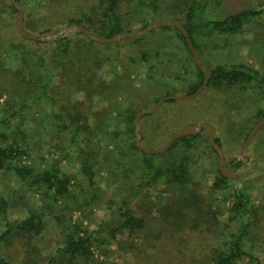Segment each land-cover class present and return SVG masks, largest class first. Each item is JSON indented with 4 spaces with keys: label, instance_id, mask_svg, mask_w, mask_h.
<instances>
[{
    "label": "trees",
    "instance_id": "obj_1",
    "mask_svg": "<svg viewBox=\"0 0 264 264\" xmlns=\"http://www.w3.org/2000/svg\"><path fill=\"white\" fill-rule=\"evenodd\" d=\"M15 1L22 8L27 34L46 36L76 24L103 39L153 24L148 11L157 2L43 0L48 13L34 17L25 6L32 0ZM66 6L67 12H62ZM260 11H238L204 22L195 19L192 8L183 15L180 24L210 74L204 87L229 88L251 83L258 76L243 64L209 66L201 56L205 40L217 34H240L246 18ZM136 25L139 28L132 31ZM156 29L162 33L146 40V35L127 38L132 41L130 47L139 50L122 66L112 63L115 76L107 80L100 72L108 57L101 56L99 48L91 52L93 45L102 44L82 33L50 41L28 39L18 30L16 8L9 0H0V173L21 185L11 202L0 198V264H103L94 258L93 250L106 257L109 251L103 247L123 235L118 248L135 251L137 264H165L161 254H145L146 248L160 241H168L171 249L176 242L191 245L192 255L184 264H237L254 259L246 244L257 242L249 245L252 249L264 246V205L253 204L242 189L228 193L229 181L221 173L207 135L218 167L211 171L212 182L205 194V174L198 175L190 159L196 135L176 140L166 153L184 142L182 151L174 152L167 163L160 161L164 155H148L135 146L133 120L139 111L163 97L193 94L204 78L183 35L172 27ZM138 61L146 66L142 77L136 73ZM258 84L264 86V77H258ZM76 94L83 98L75 99ZM95 98L107 106L93 111ZM26 120L32 123L29 128ZM259 120H264V112L257 113L252 125ZM252 125L235 138L236 148L224 155L228 168L241 167L235 153H240ZM213 139L222 148L221 141ZM30 155L49 162L47 167L27 164ZM62 162H77L80 178L65 171ZM102 173L107 175L112 199L104 200L96 182ZM23 188L37 196L36 204L26 198ZM152 189H159L154 198ZM100 203L110 217L89 231L83 215ZM11 204L25 209L26 216L9 220ZM76 212L82 217L73 220ZM45 216L54 223L59 238L53 253L42 258L38 244L46 229Z\"/></svg>",
    "mask_w": 264,
    "mask_h": 264
},
{
    "label": "rangeland",
    "instance_id": "obj_2",
    "mask_svg": "<svg viewBox=\"0 0 264 264\" xmlns=\"http://www.w3.org/2000/svg\"><path fill=\"white\" fill-rule=\"evenodd\" d=\"M21 1L24 4L26 2L25 0ZM263 2L264 0H157L154 8L152 6L153 9H149L148 16H150L149 18H151L153 23L175 22L179 24L184 22L183 15L190 8H192L195 19L202 20L203 22L222 20L227 15L238 11H261L256 15L246 18L240 34L234 36L217 34L213 35L210 38L211 40H207V42L205 40L206 45L204 53L201 56L203 61L208 62L209 66L216 64H243L249 68L251 75L257 74L258 76H254L251 83H239L229 88L208 85L193 99L167 101L155 112L142 116L139 120V126L143 139L140 143L144 149L159 150L173 135L179 133L185 127L199 124H207L212 130V135L221 141L223 156L229 155L236 148L237 143L235 138L253 124L257 113L264 112V86L258 84V77H264V6H261ZM25 6L34 17L45 16L49 11L48 4L43 0H32ZM74 8H70V11ZM61 10L62 12H67V6ZM138 28L139 25H136L132 28V31ZM155 33L159 34L162 31L154 29L153 32L146 33L143 39H149ZM130 42L132 41L121 39L119 42L113 44L93 45L91 52L96 53L98 51L97 48H99L101 56L108 57L107 62L103 64V70L100 72L105 79L109 80V78L115 76L112 73L114 65L122 66L129 58H135L133 53L137 51L138 47L136 49L130 47ZM144 42H141L139 45ZM1 53L5 54L8 59H12L11 54H7L6 50H3ZM112 63H114L113 66L111 65ZM137 64L139 66L136 73H139V77H142L146 66L144 62L140 63L138 61ZM74 98L82 99L83 97L81 94H76ZM1 102L2 100H0ZM105 106H107L105 101L95 98L92 110H101ZM90 121L93 122V119ZM31 125L32 123L26 120L27 128ZM206 135L205 130H201L196 134L195 146L190 153V159L197 174H205L206 179L204 188L202 189L204 194L207 191V186L212 182L213 174L211 171L216 170L218 167L216 156L208 148ZM183 143L180 142L170 153L164 152L162 154L164 157L160 158V161L164 163L169 162L171 160L170 156L174 152L182 151ZM241 150L239 154L235 153L237 158L240 156ZM246 155L248 157H240L239 159L242 165H245V168L234 178L228 179V193L233 194L238 189H242L251 196L253 204L264 205V126L260 127L251 138L246 149ZM42 156H46L45 151L42 153ZM249 158L251 161H249ZM33 160H35L33 155H30L26 163L33 164L42 169L46 168L49 163L39 162L38 160L32 162ZM61 166L65 171L71 172L80 178L78 176L77 162H62ZM231 170L235 171L234 169ZM96 182L104 192V200L112 199L113 194L110 189L111 186L107 182V175L102 173L101 177H96ZM20 188L21 185L17 184L13 178L5 177L0 173V198L3 197L11 202L14 190ZM23 189L25 190V188ZM158 190H151L152 198L157 195ZM25 196L29 198L31 203H37L36 195L33 196L26 191ZM229 204L230 201L227 202V206ZM153 214L155 213L153 212ZM25 216V209L11 204L8 210L9 220L23 219ZM80 217L82 216L78 212L73 214V220L80 219ZM83 217L82 221L88 230L94 231L99 223L109 219L110 213L100 203L98 206L86 209ZM44 218L47 222L46 229L41 234L43 240L40 239L38 244L39 256L42 258L53 253L52 251L56 248V239L59 238L57 237L58 233L54 223L46 216ZM223 220L222 217L221 221ZM1 229L2 227H0ZM262 234L264 235V233ZM262 238L264 237L262 236ZM139 239L136 238L134 241L137 246L141 245ZM123 240H125V235L119 236L116 242L105 245L103 248L109 251L106 257L99 254L97 250H93L94 258L103 262V264H137L134 257L135 251H133V255L128 249L124 251L118 248L117 243ZM251 243L258 245L257 242ZM251 243L246 244V249L252 254L254 259H241L237 264H264V246L252 249L249 247ZM261 243L259 242V244ZM155 244V246L146 248L145 254L148 256L152 255L151 257H159L161 254V259H164L165 264H184L185 259L190 258L192 255V246H187L182 241L176 242L173 245V249H171L172 247L168 241H160ZM161 252H166L167 255ZM20 259L21 257H17V261Z\"/></svg>",
    "mask_w": 264,
    "mask_h": 264
},
{
    "label": "water",
    "instance_id": "obj_3",
    "mask_svg": "<svg viewBox=\"0 0 264 264\" xmlns=\"http://www.w3.org/2000/svg\"><path fill=\"white\" fill-rule=\"evenodd\" d=\"M9 1L16 8V10L18 12V30H19V32L23 36L27 37L28 39L37 40V41L59 40V39L65 38V37H71L77 33H82L92 42L99 43V44H113V43L119 42L121 39L137 38V37L143 36L146 33L150 32L156 28L172 27V28L177 29L185 38V41L188 45V48L191 52V55L193 57L195 64L200 68L201 72L203 73V75H204L203 81H202L201 85L198 87V89L191 95H172V96L163 97L159 101H157L152 107H150L146 110H142L139 113H137L136 116L134 117V120H133L134 135H135V146L138 150H140L141 152L148 154V155L163 154L164 152L167 151V149L176 140L183 138V137H186V136L196 135L199 131L205 130L207 133L208 141H209L211 147L216 151V153L219 157L220 166H221V173L223 174L224 177H226L227 179H232L241 170H243L245 168V165H242L237 170L233 171V170L226 167V162H225L222 150L214 142L212 130L207 124H199V125L185 127L179 133L173 135L167 141V143L159 150H147L141 146V143H140L141 142V133H140V126H139V120L141 119V117L144 115H149V114L155 112L163 103H165L167 101H170V100H187V99H193V98L197 97L201 93V91L203 90L204 86L206 85V83L210 77L209 72L207 71L206 67L202 64V62L199 59L196 51L194 50L192 42L189 38L187 31L185 30V28L181 24L175 23V22H157V23L150 24V25L146 26L145 28H143L139 31L118 34V35H116L112 38H109V39L99 38V37L93 35L92 33H90L89 31H87L84 27L76 25V24H74L68 28L61 29L55 34L46 35V36H36V35L27 34L24 32L22 8L20 7V5L15 0H9ZM262 126H264V120H259L253 126V128L250 130V132L247 135V137L244 141V144L242 146L241 154L237 158L236 161H239L240 157L241 158L242 157H248L246 155V149L248 147V144H249L251 138L257 132V130ZM249 161H251L250 158H249Z\"/></svg>",
    "mask_w": 264,
    "mask_h": 264
},
{
    "label": "flooded vegetation",
    "instance_id": "obj_4",
    "mask_svg": "<svg viewBox=\"0 0 264 264\" xmlns=\"http://www.w3.org/2000/svg\"><path fill=\"white\" fill-rule=\"evenodd\" d=\"M229 169H231V168H229Z\"/></svg>",
    "mask_w": 264,
    "mask_h": 264
}]
</instances>
